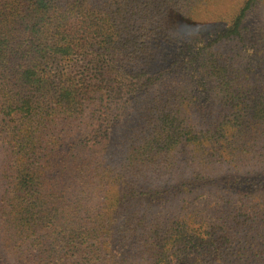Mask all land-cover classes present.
<instances>
[{
    "label": "trees",
    "instance_id": "trees-1",
    "mask_svg": "<svg viewBox=\"0 0 264 264\" xmlns=\"http://www.w3.org/2000/svg\"><path fill=\"white\" fill-rule=\"evenodd\" d=\"M210 3L0 0V264H264V14Z\"/></svg>",
    "mask_w": 264,
    "mask_h": 264
},
{
    "label": "rangeland",
    "instance_id": "rangeland-1",
    "mask_svg": "<svg viewBox=\"0 0 264 264\" xmlns=\"http://www.w3.org/2000/svg\"><path fill=\"white\" fill-rule=\"evenodd\" d=\"M243 1L244 0H211V3L208 4L207 10H203L199 15L201 18L208 20H212L213 18L217 19L221 17L225 19H229L237 12ZM262 14H264V0H259L258 8L255 9V12L251 14V17L254 16L260 17L262 16ZM215 199L216 197L214 193H210L209 191H204L203 193L196 196L194 203L202 204L203 202L206 201L213 202L216 201Z\"/></svg>",
    "mask_w": 264,
    "mask_h": 264
}]
</instances>
